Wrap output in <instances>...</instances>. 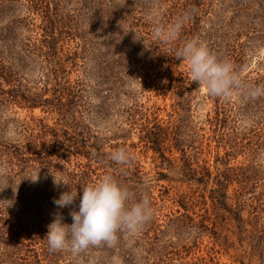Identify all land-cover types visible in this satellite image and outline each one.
Segmentation results:
<instances>
[{
    "label": "rangeland",
    "instance_id": "374dc122",
    "mask_svg": "<svg viewBox=\"0 0 264 264\" xmlns=\"http://www.w3.org/2000/svg\"><path fill=\"white\" fill-rule=\"evenodd\" d=\"M54 1L65 16L61 19L64 21L63 29L68 24L72 32L78 30L85 37L88 48L91 44L94 47L101 40V30H98L100 23H96L100 14L99 0ZM151 1L150 9L141 14L140 26L130 27L127 22L123 27L131 32L133 28L139 33L135 39L138 47L133 55L134 59L121 60L122 70L118 76L113 75L109 68L105 69L104 81L102 84L98 83L92 76L89 78V75H85L89 73L88 66L94 62L87 61L83 64L78 59L75 67L66 64V79L73 82L84 76L89 81L82 97V106L88 107L85 119L105 151L112 152L123 147L133 155L131 163L123 167H129L132 172H139L141 175V187L150 198L155 224L148 227L146 235L140 230H122V247H115L111 251L112 249H108L114 246L116 240L112 244L106 243L107 249L103 256L98 253L99 246H94L96 249L92 250L89 249L92 247L90 246L79 252H74L71 248L59 250L58 259L62 264H123L122 256L129 253L132 257L131 264H211V261L212 264H264V103L260 102L263 95H251L252 87H255L251 85L256 83L254 79L258 76L256 72H264V41L246 37V28H262L259 18L245 19L244 25L247 26L240 30L236 29L241 26L229 23L225 28V39L219 41L223 47L221 58L229 60L232 65L235 61L229 58L231 50L237 44L243 47V59L236 63L240 87L235 88L228 97L211 95L202 85L191 81L186 61L177 59L175 76L181 79L179 84L186 89L182 95L183 108L173 111L172 96L159 90L156 83L153 86L146 85L143 79L145 73L141 74V71H145L143 68L149 65L143 60L149 49L145 46L146 31L154 30L164 38V27H160V11L161 6L170 0ZM231 9L227 0L222 17L230 19ZM126 11L127 6L122 7L120 13H127ZM136 15L139 16V13ZM41 22L40 14L29 8L27 0H0V63L12 66V72L16 76L9 82L3 80L0 86V96L8 100L0 103V264H21L30 259L32 247L36 248L39 244L34 243L31 247L26 245L21 231L24 234L25 231L36 233L34 228L37 217L34 213L38 210L37 206L39 208L42 204L36 193L44 189L56 190L53 176L59 179L58 172L50 176L46 169L41 168V159L36 157L27 159L26 164L31 167L21 171L15 149L25 143V126L35 127V118H41L44 123L52 126L53 119L40 108L29 109L18 103L16 97L11 95L13 92H6L16 90V86H20L22 90L30 89L31 92L42 87L50 64L41 56H36L31 47L24 45L32 46L34 39L39 37L38 25ZM234 22H237L235 18ZM9 25L12 30L5 32L4 29ZM76 38L63 33L58 43L62 48L61 54L71 53L77 48L75 42L80 38ZM110 53L111 57L116 58L117 54ZM109 63L111 64L110 60ZM102 64L99 65L98 62L94 70L105 66V63ZM235 67L233 65V70ZM147 75L152 79L156 78L152 73ZM115 81L122 85L118 93L108 90ZM147 81L150 82L148 79ZM244 86L251 87V90H244ZM89 87L92 91H89ZM44 94L51 96L50 91ZM246 97L259 104L257 112L250 110V106H256L250 104L248 112L237 114L236 111L237 116L228 120L229 126L223 129L219 127L217 131L215 120L222 116L219 114L220 108L231 104L240 106L246 101ZM133 109L135 111L132 113ZM152 112L165 122L176 118L186 158L181 156L180 151L173 149L172 152L165 153L169 160H163L158 153L139 141V132L135 127L144 121L142 113L151 117ZM131 117L137 119L134 124ZM230 127L233 128L232 134L228 132ZM55 155L56 152L51 156ZM187 158L188 162L185 160ZM76 160L86 161L84 157L75 159L71 156L72 163ZM188 166L192 172L187 171ZM204 167L212 171L211 179L206 183L190 181L184 175L200 176ZM217 170L224 172L227 181L226 207L217 203L210 193L217 187L213 183ZM38 173L39 179L33 181L31 177L34 178ZM21 200L25 202L24 205ZM183 200L187 204V210L181 205ZM21 209L23 211L18 213ZM235 213L242 219V229L236 226L233 219ZM180 214H187V217L174 223L170 221ZM156 224L160 230L157 239L153 231ZM24 237L27 238V234Z\"/></svg>",
    "mask_w": 264,
    "mask_h": 264
},
{
    "label": "trees",
    "instance_id": "16d2710c",
    "mask_svg": "<svg viewBox=\"0 0 264 264\" xmlns=\"http://www.w3.org/2000/svg\"><path fill=\"white\" fill-rule=\"evenodd\" d=\"M14 1V0H13ZM227 0H170L161 6L160 11V27H164L165 32L161 34L154 32V30L146 31V47L149 49L146 51L144 60L149 63L145 71L143 79L145 84L153 86L157 84L159 90L168 92L173 98V111H178L183 108L184 102L182 99L183 90L186 89L183 85L179 84V78L175 76L174 66L176 64L177 54L184 46L185 42L195 38L200 43L207 46L210 52L217 54L221 58L222 46L219 41L224 40L226 37L225 28L229 23H234L241 26L240 30L245 28L244 20L251 18H259L260 25L262 28L249 30L246 28V37L261 39L264 41V0H228L231 6L232 15L230 19L222 17L224 7ZM29 2V8L36 10L40 14L41 23L39 26V37L34 39L32 46L30 44H24L27 48H30L36 56H41L45 62L50 64L49 70L46 71V78L41 88L36 92H31L30 89L22 90L20 86H16V90H8L6 92H13L11 95L15 96L18 103L26 106L29 109L40 108L46 112L51 119H53V125L49 126L43 122L41 118H35L37 125L35 127H26V140L25 143L20 147H16L15 157L18 160V166L21 167V171L27 167H31L26 164L27 159L30 157H36L41 159L40 167L46 169L45 171L51 176L56 175L65 179L72 191L81 192L80 188L89 183H93L98 180L102 175L106 173L113 174L116 179L125 186L134 190L139 196L143 191V179L139 172H132L128 167H123L116 164L109 158V151H105L101 143L99 142L98 136L93 134L89 124L85 119V111L88 110L87 106H82V97L84 96L87 89V82L84 76L76 78L71 82L68 78L66 79V64L70 66H77V61L80 59L83 64L87 61H93L88 66V72L85 75L92 76L98 83H103V71L110 69L113 75L118 76L121 73V60L123 59H134V53L137 50L138 45L135 43V39L139 33L133 28L131 30H124L123 27L128 22L131 26H140L142 17L141 14L146 10L150 9L152 3L151 0H99L98 10H100L99 16H97L96 23H100L98 30H101L102 38L98 41L95 46L91 44L90 48L86 44L85 37H83L78 30L74 32L67 28L63 29L64 15L61 13L60 7L54 0H27ZM103 2L105 6H103ZM161 3V2H160ZM127 6V13H120L122 7ZM104 7V8H103ZM139 13V16L136 14ZM75 19V16L72 15ZM237 20V22H234ZM180 22L179 32L169 37V31ZM11 25L4 29L5 32L11 31ZM129 27V26H128ZM251 28V27H250ZM157 31V30H156ZM63 33L67 36L72 35L74 38L79 37L77 40L76 49L70 53L61 54L62 48L58 46L59 40L62 39ZM77 39V38H76ZM82 41V42H80ZM25 49V48H24ZM243 47L237 44V47L233 48L229 54V58L235 61L233 65L235 72L238 73L237 62H241L243 59ZM26 51V50H24ZM87 52V54H86ZM115 53L116 58L111 57V53ZM239 56V57H238ZM114 59V60H112ZM109 60L111 64L109 63ZM142 60V61H143ZM107 61V62H106ZM99 62V65L105 63V66H101L94 70L95 65ZM103 65V64H102ZM86 66V65H85ZM264 66V64H263ZM71 68V67H70ZM147 73H152L155 79L149 77ZM255 77V82L251 86L264 87V72ZM180 74V73H177ZM51 76V79L49 78ZM16 78L12 72V66L0 63V86L2 81H12ZM158 78V79H157ZM85 79V80H84ZM150 82H146V80ZM120 80V76H119ZM159 81V83L157 82ZM121 83V82H120ZM118 82L108 88V90H114L118 93V90L122 85ZM159 85H162L161 87ZM255 87H252L254 89ZM244 90H251V87L244 86ZM3 90V88H2ZM26 91V92H25ZM42 91V92H41ZM51 92V96H45V92ZM89 91H92V88ZM88 91V92H89ZM4 93V90H3ZM7 98L4 99L0 96V103L4 101L6 103ZM245 102H242L240 106L231 104L220 108L219 114L221 117L216 118L217 131L219 127L222 129L227 128L228 120H233L237 114H243L249 111V105H256L251 107L253 113L257 112V102L246 97ZM264 103V95L261 101ZM258 104V105H257ZM236 107L238 108L236 110ZM83 108V109H82ZM82 109V110H79ZM132 113L135 109L131 110ZM237 111V114H236ZM144 121L135 128L139 132V141L143 142L144 145L152 149L155 153H158L159 157L163 160H169L165 155L166 152H172L173 149L180 151L181 156L186 158L185 150L181 146V140L179 138V123L176 122V118L164 120L157 118L154 112L149 117L145 113H142ZM132 119V117H131ZM86 121V122H85ZM137 121L132 119L131 122ZM227 126V127H226ZM134 129V128H131ZM230 134L233 133V128H228ZM215 131V130H214ZM223 132H219L221 134ZM224 135V134H223ZM233 141V140H232ZM56 152V155L51 156L52 153ZM34 154L35 156H32ZM28 155V156H26ZM71 156L75 159L78 157H84L85 162L75 161L71 162ZM45 159V160H44ZM43 160V161H42ZM188 162V158L185 159ZM223 160H221L222 162ZM220 162V163H221ZM190 165V163H189ZM123 167V171L121 168ZM188 172L193 170L187 167ZM215 173V180L213 183L217 187L213 188L210 193L211 197L218 201L223 207L227 206L226 199L227 193V181L224 178V172L217 170ZM212 171L208 167H204V171L201 172L200 176L197 174H184L195 182L206 183L211 179ZM163 175V174H161ZM184 176V177H185ZM67 190L64 186H57L56 190L37 192L36 196L39 197L42 204L37 206L38 210H35L36 220L35 228L36 233L31 234L30 231H25L27 238L24 237V232L21 231L22 238L26 239V245L32 246L34 243H38L39 246L32 247V253L29 260L24 261L21 264H62L58 259V251L50 250L47 239L45 237L48 231V225L56 218L57 215L63 217V222L70 224L72 218L69 215L70 208H57L53 204V199L58 197L62 191ZM214 194V196H212ZM185 197V196H184ZM183 198V196L181 197ZM181 202L182 207L187 210L186 202ZM24 205V201L21 200ZM29 203V202H28ZM79 201L76 202L75 206H78ZM23 209L18 211L22 212ZM187 217V214H180L177 217L171 219V222H178L179 220ZM190 216L188 215V218ZM191 218V217H190ZM233 219L237 223L236 226L240 229L243 228L242 219L238 213H235ZM155 222V217L152 215L144 226L140 229L143 235L147 234L149 226ZM155 224V223H154ZM156 224L154 227V236L158 238L159 228ZM37 230H39L37 232ZM36 234V235H35ZM30 236V237H29ZM9 239L7 238V241ZM122 240V230L116 234V241L112 248L108 249L113 251L115 247H122L120 244ZM36 241V242H35ZM106 243L98 247L99 255L106 253ZM90 250L96 249L94 246L89 248ZM123 264H131L132 257L128 253L122 256ZM28 259V258H27ZM201 264V263H195ZM202 264H209L204 262ZM212 264V261H211ZM216 264V263H213Z\"/></svg>",
    "mask_w": 264,
    "mask_h": 264
},
{
    "label": "clouds",
    "instance_id": "9594fccd",
    "mask_svg": "<svg viewBox=\"0 0 264 264\" xmlns=\"http://www.w3.org/2000/svg\"><path fill=\"white\" fill-rule=\"evenodd\" d=\"M179 30L180 22L169 31V37ZM177 58L186 61L191 81L202 85L211 95L228 97L235 88L240 87V78L233 70L232 63L210 52L195 38L185 42ZM251 95H264V87L252 89ZM109 158L121 166L129 165L134 159L123 147L110 152ZM31 179L37 181L39 173ZM53 183L67 189L53 199V204L60 209L69 207L72 222L64 223L63 217L57 215L48 225L45 237L52 251L71 248L79 252L90 246L112 244L118 231L137 232L152 218L148 194L137 196L134 190L122 185L111 173L82 186L80 193L72 191L63 178L53 176ZM77 201L78 206H75Z\"/></svg>",
    "mask_w": 264,
    "mask_h": 264
}]
</instances>
